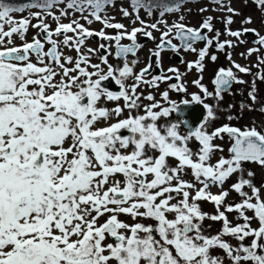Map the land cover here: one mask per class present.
Listing matches in <instances>:
<instances>
[{"label":"snow or ice","instance_id":"6c2138e0","mask_svg":"<svg viewBox=\"0 0 264 264\" xmlns=\"http://www.w3.org/2000/svg\"><path fill=\"white\" fill-rule=\"evenodd\" d=\"M184 2L130 0L132 12L123 7L120 11L124 17L135 14L133 23L138 21L140 27L128 31L107 15L106 8L114 6L115 0H26L19 5L0 0V264H225V257L228 264H264V198L261 188L253 183L254 172L244 167L245 163H255L264 168V131L255 124L243 129L224 124L209 132L207 122L216 116L203 99L213 95L222 99L233 83H245L233 68L244 74L250 73V68L238 63L227 69L220 67L212 81L214 93L202 84V76L193 81L201 94H193L191 102L203 104L206 110L195 128L184 119L158 126V120L176 115L180 105L190 103L169 101L167 90L162 98L170 106L153 102L144 106L142 115H129L108 126L96 127L101 119L109 120L113 114L118 118L125 109H139L140 84L155 88L160 82L181 81L177 68L167 69L174 75L164 74V51L197 53L194 45L205 42L198 59L187 64L188 70L195 68L202 73L210 46L215 44L220 50L232 47V41L219 40V31L212 38L206 35L205 30L214 31L212 17L204 19L198 28L186 24L184 15L169 24L166 13H179ZM213 2L232 14L225 20L226 25H231L232 16L239 13L226 6L224 0ZM253 2L264 9V0ZM29 9L38 11H29L19 20L13 16ZM54 9L59 10V15ZM141 9L148 16L158 11L159 18L146 23L139 15ZM69 16L74 17L70 22H61ZM48 17L56 22L55 29L46 22ZM32 19L37 23L32 24ZM81 19L87 25L100 22L104 29L117 31H94ZM243 23L251 24V17ZM29 27L39 30L32 41L25 39ZM154 31L160 32L159 43L150 50L148 65L134 73L138 60L129 61L127 57L135 56L142 47L138 34L154 41ZM249 32L257 36L253 43L260 46L248 49L251 56L264 48V35L254 28L226 29L228 35L238 39ZM14 34L21 44H14ZM61 36L62 40L57 39ZM92 37L108 41L109 45L114 42L115 57L123 60V66L113 68L108 60L112 53L104 44L99 46L104 50L100 59L107 65V72L100 64H92L90 56L81 52ZM123 39L130 44H121ZM61 45L77 52L71 68L66 65L73 63V57L65 56ZM94 51L87 49L88 53ZM228 56L231 59V53ZM257 58L259 68L264 58ZM216 59L211 56L212 61ZM153 63L160 73L145 79ZM133 75L135 83L129 92L124 81ZM109 77L119 86L118 92L101 86V81ZM257 78L264 80V72L257 73ZM169 88L178 93L187 91L183 83H170ZM85 97L87 102L82 103ZM102 97L108 101L123 99L124 105L111 110L99 107ZM249 97L256 102L255 79ZM144 99L155 100L151 93ZM260 111L264 113V107ZM181 126L187 129L186 134L179 131ZM121 130H127L129 135H121ZM225 135L231 141L230 155H221L213 164L210 160L215 152L224 151L215 140H223ZM193 139L199 142L195 153L189 147ZM169 158L177 161L176 166L169 165ZM186 169L191 170L201 187L183 178ZM233 175L237 180L230 188L241 200L225 206L229 191L223 190V185ZM213 185L221 188L219 194L209 190ZM198 201L214 203L217 214L203 212ZM248 211L253 216L247 215ZM232 212L238 213L243 223L233 226L226 215ZM121 215L130 216L134 222L120 220ZM104 216L107 219L99 223ZM206 218L222 221V229L214 235L204 234ZM149 219L154 223L139 222ZM253 219L258 220V228L251 226ZM225 236L235 238L238 246L225 240ZM249 238L250 244H245ZM109 239L112 242H106ZM217 248L225 255L211 254Z\"/></svg>","mask_w":264,"mask_h":264},{"label":"rangeland","instance_id":"374dc122","mask_svg":"<svg viewBox=\"0 0 264 264\" xmlns=\"http://www.w3.org/2000/svg\"><path fill=\"white\" fill-rule=\"evenodd\" d=\"M224 4L230 5L233 9L236 10V12L239 13V15H233L232 19L233 22L231 25H226L225 20L229 15H232L231 13H228L226 10H221L220 6L215 4L213 0H185L182 9L179 13H166L165 19L168 21L169 24L173 23L177 20L179 15L185 16V23L188 25H192L195 27H199L204 19L207 17H212V25H213V32H207L205 30L206 35L211 38L215 35L216 31L220 32L219 40L221 42L223 41H232V47L226 46L225 49L220 50L218 49L215 44H213V48H210L208 51V54L203 61V64L205 65L204 71L202 72L203 77H207L209 75L208 72L213 73V69L216 70L220 67H232L233 63H238L243 67L250 68V73L244 74L240 73L242 80L245 81V83L241 84L236 83V90L239 91V94L234 95L233 97L229 98L227 101L228 107H220L217 113L215 114L216 118L214 120H222L227 121V118L232 117L231 120L235 123H238L242 128L245 127H251L253 124L261 123L262 126H264V113L260 111L262 107H264V80H261L257 78V73L264 72V64H260L259 68L256 66L259 64L258 56L264 58V48H261V51L259 53H253L251 56L247 54L248 49L253 47H260L258 44H254L253 42L257 39V36L253 33H246L242 35L239 39L236 37H232L226 33V29L230 28L231 30H243L244 28H254L256 29L261 35H264V9H261L253 2V0H224ZM15 5H19V3H16ZM64 5H61L60 7H63ZM121 7L127 8L130 12H132V8L130 6V0H115L114 6H108L106 8L107 15L109 17H114V20H121L122 23L126 25H140L138 21L134 24L133 21L136 20L135 14H133L130 17H124L122 12L120 11ZM201 8H206L207 11L201 12ZM29 11H38V9H29L26 10L23 13H13V16L19 20L22 17H27L29 15ZM57 15H59V10L54 9ZM140 17L146 22V23H152L155 22L156 19L159 18L158 11L154 12L153 16H148L146 11L141 9L139 13ZM75 17L78 18L79 14H75ZM248 17H251L252 23L251 24H245L243 23ZM74 18L73 16L64 17L61 19V22L68 23L70 20ZM80 21L83 22V24L87 25L83 19ZM46 22L50 25L51 29H55L56 22L51 19V17H48L46 19ZM37 20L32 19V24H36ZM91 25L94 26H103L100 22H93ZM7 30V27H6ZM38 29L29 27L28 32L26 33L25 39L27 41H32L34 36L38 35ZM156 31L153 32L154 35ZM69 35V33H68ZM14 44L19 45L21 44V40L17 35L14 34L12 37ZM59 40L63 39V36L57 38ZM95 39L88 38L86 40V44L84 47H82L81 50L84 49V51L87 52V49H96L98 44H104L105 42L101 39L96 40L93 44L92 42ZM240 41H243L241 43ZM149 45L144 46L143 51L146 52L149 48ZM199 49V48H198ZM215 49V50H214ZM61 50L65 56H76V51L74 48L64 47L61 45ZM200 50V49H199ZM231 53V59H229L228 54ZM92 54V53H88ZM243 54V55H242ZM215 55L217 59L215 61L211 60V56ZM33 62H36L35 57L32 58ZM147 59V58H146ZM70 65V64H68ZM115 68H120L121 64H114ZM71 66V65H70ZM74 66V64H73ZM83 66V65H82ZM101 68L104 70L105 66L101 65ZM58 70V69H57ZM89 71H93V69L89 68ZM59 71V70H58ZM233 71L235 74L238 73V71L233 68ZM107 72V69L104 70V73ZM197 72V71H193ZM75 73H73L74 75ZM60 76L56 77V80L59 81ZM255 79V94L260 95L261 98L257 96V100L255 103L250 99L249 92L253 90V80ZM131 78L128 77L124 83L130 84ZM236 91V92H237ZM235 92V93H236ZM229 103H232L233 105H228ZM243 105V107H241ZM216 124V123H215ZM215 143L220 145L224 151L221 153L220 151H216L215 154L212 156L210 162L215 163L221 155H223L225 158L229 157L228 148L231 145L230 139L227 137V135L224 136L223 140L217 139L215 140ZM176 160L170 161L171 165L175 164ZM244 167L248 170H251L254 172V178L253 183L261 188V196L264 198V168L258 166L255 163H245ZM185 179L191 180L192 183H196V186L198 185L195 181L194 177L191 174V170H185L184 176ZM245 177L247 178V174L245 173ZM151 178V176L149 177ZM117 179H122L121 176H117ZM237 180V176L233 175L230 177L225 184L223 185V190L229 191V195L227 196L225 200V206L228 204H234L238 203L241 200V197L235 192L232 191L230 186L232 183H234ZM210 188L215 189L217 192L221 188L218 186H210ZM245 191H249L247 188ZM192 195H194V192L192 191ZM176 202V201H173ZM200 204L201 210L203 212L208 213L209 216L216 214V206L214 203L210 201H198ZM223 210V209H221ZM249 216H253V213L251 211H248L246 213ZM228 216V219L234 226L237 223H243V221L239 218L238 213L232 212V213H226ZM105 217V216H104ZM102 217V219H104ZM169 218H173L171 214H169ZM120 220L127 222L129 224L133 223L134 221L130 216L127 215H121L119 217ZM143 222V220L139 221ZM251 226L253 228L259 227V222L256 219H253L251 222ZM203 229L204 234L206 235H214L217 234L222 229V222L221 221H212L210 219H205L203 222ZM225 240L230 242L233 246H238V241L231 237V236H225L223 237ZM106 242H112L111 239L107 240ZM251 240L248 239V243L250 244ZM211 254L213 255H220L224 256L223 250L221 249H213L211 250ZM225 264H228L227 258L225 257Z\"/></svg>","mask_w":264,"mask_h":264},{"label":"flooded vegetation","instance_id":"af4514ba","mask_svg":"<svg viewBox=\"0 0 264 264\" xmlns=\"http://www.w3.org/2000/svg\"><path fill=\"white\" fill-rule=\"evenodd\" d=\"M192 26V25H189ZM133 27H140V25L134 26H127L126 28L128 31H131V29ZM195 27V26H192ZM198 28V27H196ZM104 30L106 33H111V34H115L117 30L115 29H104L103 27L98 28L97 30ZM156 35H154V37L156 38L154 41L147 39L146 37L143 36V34H138V42L142 45L141 48L138 49V51L136 52L135 56H133L132 54H129L127 59L129 61L136 59L138 60V63L134 66V73H139L141 69L145 68L148 63H149V59H150V50L154 49L156 44L159 43V39H160V32L156 31L155 32ZM69 35H73L72 33H69ZM212 38V37H211ZM96 40H99L98 38H96L92 43L94 44ZM102 40V39H101ZM104 41V40H103ZM104 45L106 48H108L111 51V55L108 56V60L109 63L113 66L114 69L115 65L114 64H121V67L123 66V60L122 59H118L115 57V43L112 42L111 45H109L108 41H104ZM175 43H179V41H175ZM86 44V42H85ZM84 44V46H85ZM121 44L123 45H128L130 44V41L127 39H123L121 41ZM149 45V48L146 52H141L144 49V46ZM83 46V47H84ZM100 44H98L97 48L94 49V53L92 54H86V52L83 50H81L82 53L89 55L90 56V62L92 64H100V65H104L101 63V56L104 55V50L101 49ZM48 45H45V50L47 49ZM194 47L197 49V53H193L191 51H184L183 49L180 50L179 53H174L170 50H166L162 53V58H161V65L164 71L165 75H174L171 73L167 72V69L170 67H174L179 69L180 73H181V81L177 82L175 80L173 81H166V82H160L158 87H149L145 84H140L139 87L137 88V94L141 96V99L138 101V103L141 105L139 109L133 110L132 112H129L127 109H125L122 114L120 115V117H116L114 114L112 115V117L109 120H99L96 124V127H105L110 125L111 123H115L117 122V119H125L127 118L129 115L135 116V115H142L144 114V106L145 105H149L153 102H159L161 105L163 106H170V104L166 101L163 100L162 98V93L164 91H169V101L171 102H176L178 104H182V102L184 100H189V104L188 105H180V108L178 110V112L173 113L170 115L169 118H161L160 120L157 121L158 126H164L170 122L175 121L176 119H184L187 121V123L192 127L195 128L199 122H202V118L206 116V110L203 107V104L197 103V102H191V96L193 94H201L200 89L197 88L194 84L193 81L200 78L201 76L203 77L202 73L197 71L195 68H193L192 70H188L187 68V64L188 62H194L198 59V51H199V45L198 43H196L194 45ZM143 48V49H142ZM211 48V47H209ZM208 48V49H209ZM77 53V52H76ZM73 57V63L70 65H66L67 67H73V64H75V59L77 57L76 56H72ZM147 58V59H146ZM153 61L155 60V58H152ZM183 61V62H182ZM105 69H107V65H104ZM193 71H197V72H193ZM214 71V69H213ZM106 73V72H105ZM160 73V68H157L155 66V63H153V70L145 77V79H150V77L152 75H156ZM209 75H207V77H203L202 79V84L205 85L207 87V89L209 90V92H213L215 91V86L212 83L214 77H215V72L211 73L208 72ZM116 75H118V73H116ZM238 77V76H237ZM131 78V82L130 84L125 83L126 88L129 90L131 89V86L135 83V76H130ZM95 79V77H94ZM243 79V78H242ZM113 79L111 77H109L107 80L105 81H101V86L103 88H106L108 90L114 91V92H118L120 90L119 86L115 83V82H111ZM108 81V82H107ZM112 83L113 87H108L107 85ZM170 83H183L187 89L186 93H178L176 91H173L169 88V84ZM242 87V84H241ZM236 90V83H233V88L230 89V91H225L223 93V98L222 99H216L215 96H210V97H206L203 98L204 102L207 103L208 105L212 106L215 114L217 113V111L219 110L220 107H228L227 105V101L229 98L233 97L234 95L239 94V91ZM236 92V93H235ZM149 93H151L155 100L154 101H148L147 99H144L145 96H147ZM259 98H261L260 95H257ZM87 102V97L84 98V100L82 101V103H86ZM124 105V101L123 99H121L120 101H108L106 99V97H102L99 101H98V106L99 107H106L109 110L114 109L117 106L123 107ZM228 105L232 106V103H229ZM194 108H197L194 111ZM150 122V121H149ZM216 123V124H215ZM224 124H230L231 126H236V127H241L238 123L234 124L233 120H229L227 118V121H222V120H210L207 122V130L209 132L213 131L216 127L222 126ZM255 126L259 129L264 131V126H262L261 123H257L255 124ZM242 128V127H241ZM243 129V128H242ZM179 131L182 134H186L187 133V129H185L183 126H181L179 128ZM121 135H129V132L127 130H121ZM67 146V145H66ZM189 147L193 150V152H197L198 148H199V142L195 141L194 139L192 141L189 142ZM131 147L127 150V151H131ZM152 154V153H149ZM175 160L174 158H169V165L170 166H176L177 161L175 162V164L171 165L170 161ZM189 170V169H186ZM184 178V177H183ZM151 179V178H149ZM185 179V178H184ZM187 180V179H185ZM187 181H191V180H187ZM198 185L196 186L197 188L199 186H201L199 183H197ZM194 194L195 191L193 190ZM107 219V216L104 217V219L100 218L99 223H103L105 220ZM144 223H154L153 221L149 220H143ZM245 244L248 243V239H246L244 241Z\"/></svg>","mask_w":264,"mask_h":264},{"label":"trees","instance_id":"16d2710c","mask_svg":"<svg viewBox=\"0 0 264 264\" xmlns=\"http://www.w3.org/2000/svg\"><path fill=\"white\" fill-rule=\"evenodd\" d=\"M16 1H18V0H5L6 3H11V4L16 2Z\"/></svg>","mask_w":264,"mask_h":264},{"label":"water","instance_id":"95a60500","mask_svg":"<svg viewBox=\"0 0 264 264\" xmlns=\"http://www.w3.org/2000/svg\"><path fill=\"white\" fill-rule=\"evenodd\" d=\"M201 44V46L203 47L204 46V42H199ZM197 108H194V111L196 110Z\"/></svg>","mask_w":264,"mask_h":264}]
</instances>
